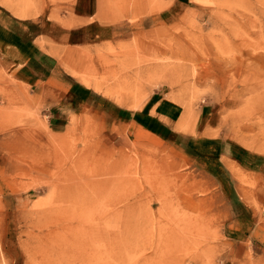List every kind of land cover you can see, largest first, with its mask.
I'll list each match as a JSON object with an SVG mask.
<instances>
[{
    "label": "rangeland",
    "instance_id": "rangeland-1",
    "mask_svg": "<svg viewBox=\"0 0 264 264\" xmlns=\"http://www.w3.org/2000/svg\"><path fill=\"white\" fill-rule=\"evenodd\" d=\"M84 1L110 10L120 36L74 48L83 59L62 69L116 107L166 97L184 132L204 113L207 140L183 144L60 97L50 109L0 54V264H264V0H179L166 24L133 0ZM80 3L0 10L62 22Z\"/></svg>",
    "mask_w": 264,
    "mask_h": 264
},
{
    "label": "crops",
    "instance_id": "crops-1",
    "mask_svg": "<svg viewBox=\"0 0 264 264\" xmlns=\"http://www.w3.org/2000/svg\"><path fill=\"white\" fill-rule=\"evenodd\" d=\"M80 1V5H75L73 12L63 17L62 22L47 16L42 20L20 18L7 10H0V54L14 81L35 93L38 102L50 109L56 106L53 101L60 97V101L67 103L73 111L78 108H91L96 110L103 120L127 123L128 126L139 127L148 133L150 131L145 128L151 131L155 128L166 138L172 133L183 144L186 140H207L202 136L206 126L202 127V124L204 120L211 119H204V113L197 115L192 131L184 132L180 130L185 121L183 108L166 97L162 96L154 103L147 102L140 109L116 107L102 96L101 90H95L92 85L79 84L80 81L75 75L65 68L62 69L65 65L76 70L80 62L79 57V60L83 59L74 53V48L112 44L113 40L120 36L118 29L121 24L102 18V12L110 10L101 8L98 2L92 8L88 4L87 8L85 1ZM135 1L137 5L133 11L144 14L146 21L156 13L158 20L163 24L168 23L170 14L181 7L179 0H156V8L149 4V0H133L134 3ZM52 118L50 119H61L58 116ZM228 155L227 145L216 148L217 162L222 165L221 170L226 175L230 173L224 165L227 160L230 161L226 157Z\"/></svg>",
    "mask_w": 264,
    "mask_h": 264
},
{
    "label": "bare ground",
    "instance_id": "bare-ground-1",
    "mask_svg": "<svg viewBox=\"0 0 264 264\" xmlns=\"http://www.w3.org/2000/svg\"><path fill=\"white\" fill-rule=\"evenodd\" d=\"M99 65V64H98Z\"/></svg>",
    "mask_w": 264,
    "mask_h": 264
}]
</instances>
